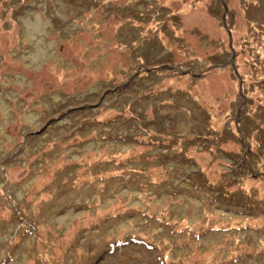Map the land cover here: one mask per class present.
Returning a JSON list of instances; mask_svg holds the SVG:
<instances>
[{"label":"rangeland","instance_id":"1","mask_svg":"<svg viewBox=\"0 0 264 264\" xmlns=\"http://www.w3.org/2000/svg\"><path fill=\"white\" fill-rule=\"evenodd\" d=\"M0 264H264V0H0Z\"/></svg>","mask_w":264,"mask_h":264},{"label":"water","instance_id":"2","mask_svg":"<svg viewBox=\"0 0 264 264\" xmlns=\"http://www.w3.org/2000/svg\"><path fill=\"white\" fill-rule=\"evenodd\" d=\"M222 5H223L224 11H225V5H224V3H222ZM221 20H222L223 27H224V29H225V31H226V33H227V36H228V45H229V48L231 49L230 33H229V31H228V29H227V27H226L225 16H224V14L222 15ZM232 57H233V56H232ZM232 57H231V61H230V64H231V65H233Z\"/></svg>","mask_w":264,"mask_h":264}]
</instances>
